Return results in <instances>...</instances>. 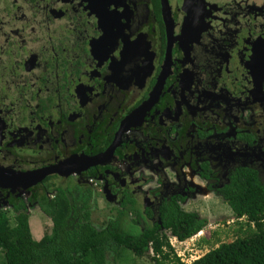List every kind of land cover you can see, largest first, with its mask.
<instances>
[{"label":"flooded vegetation","instance_id":"obj_1","mask_svg":"<svg viewBox=\"0 0 264 264\" xmlns=\"http://www.w3.org/2000/svg\"><path fill=\"white\" fill-rule=\"evenodd\" d=\"M245 166L264 174V0H0V209L90 189L153 218L203 195L184 168L221 196ZM48 168L73 171L11 187Z\"/></svg>","mask_w":264,"mask_h":264},{"label":"trees","instance_id":"obj_2","mask_svg":"<svg viewBox=\"0 0 264 264\" xmlns=\"http://www.w3.org/2000/svg\"><path fill=\"white\" fill-rule=\"evenodd\" d=\"M219 190L218 197L227 203L234 218L245 220L247 232L231 241L216 242L189 263L179 261L167 235L184 241L208 221L181 208L180 197L158 204L156 219L148 207L137 206L134 199L126 197L118 214L98 227L90 220V189L71 196L70 201L59 189L57 196L44 201L41 218L47 216L51 226L44 227L47 230L39 239L32 236L29 213L21 200L12 202L10 211L0 209L2 264H106L107 251L120 257L125 250L131 253L130 258L151 252L149 257L156 264H264V174L259 176L257 169L241 167ZM129 211L133 218H128Z\"/></svg>","mask_w":264,"mask_h":264},{"label":"rangeland","instance_id":"obj_3","mask_svg":"<svg viewBox=\"0 0 264 264\" xmlns=\"http://www.w3.org/2000/svg\"><path fill=\"white\" fill-rule=\"evenodd\" d=\"M184 174L187 181L194 182L195 184H200L202 187L198 188L199 192L203 193L202 196L188 197L184 201L179 202L181 208L184 210L194 211L198 213L199 216L205 217L208 223L203 227L202 232L199 234H194L190 238L185 239L182 242H177L172 238L168 233L173 248L176 251V254L181 256L185 254L184 260L188 262L196 257H199L205 253L208 249L215 246L216 242H226L231 241L236 236L244 235L246 230L245 220H236L233 216V213L230 207L227 205L222 198L218 196H213L206 190L204 181H202L198 176L189 170V167L184 168ZM205 188V191H204ZM202 189V190H201ZM213 196V197H211ZM187 197V196H186ZM94 201V202H93ZM104 201L103 197L92 196L90 208V220L96 226H103L108 220L112 219L118 214L119 202L115 200ZM137 206H142V202H135ZM45 203L34 201L33 203H28V213H29V227L34 239H39L47 228L51 226V221L47 216L44 215L41 218V210H43ZM9 206L5 205L10 211ZM149 209L152 207L149 206ZM25 209H27L25 207ZM12 212V211H11ZM134 214L132 211L128 212V218H133ZM154 218H157V215H154ZM45 220V221H44ZM140 220V219H138ZM146 220H151L147 218ZM140 224L143 225L142 220ZM126 222V220H125ZM241 226V228H240ZM47 227V228H44ZM134 230L137 231V228L134 227ZM127 250L124 251V255L114 256L111 252L107 251L106 253V264H156L153 260L150 259V254L147 253L143 257H127ZM130 256L131 253L129 252ZM190 254V255H189ZM0 264H2V253L0 251Z\"/></svg>","mask_w":264,"mask_h":264},{"label":"water","instance_id":"obj_4","mask_svg":"<svg viewBox=\"0 0 264 264\" xmlns=\"http://www.w3.org/2000/svg\"><path fill=\"white\" fill-rule=\"evenodd\" d=\"M137 111H140V109H137ZM129 122V121H128ZM106 154H110V149L108 151L105 152ZM101 159L100 156L98 157H93V160L90 163H94L97 162ZM49 171L52 172H57L60 175H64V174H68L70 173L71 170H67L66 172L62 171V170H58L57 168L52 169V168H48V169H38V170H26V171H22V172H18V174H13L12 172L10 173L11 177H13V185H11V187H20L24 188V187H28L30 184H34L37 181H39L42 177L45 176V174ZM3 176V180L5 181V174L2 175L0 174V180L1 177ZM9 187V185H8Z\"/></svg>","mask_w":264,"mask_h":264},{"label":"clouds","instance_id":"obj_5","mask_svg":"<svg viewBox=\"0 0 264 264\" xmlns=\"http://www.w3.org/2000/svg\"><path fill=\"white\" fill-rule=\"evenodd\" d=\"M71 164V163H70ZM67 170H71L70 171V173H68V175H71V172L73 171L72 169H70V168H67V169H65V170H63L64 172H66ZM64 175H66V174H64ZM64 175H60V176H64ZM68 175H66V176H68ZM11 210H12V208L11 207H9ZM27 209H26V211H27V213H28V207H26ZM43 209H44V207H43ZM200 232H202V230H200V231H198L197 232V234H199ZM178 242V241H177ZM179 242H182V241H179ZM172 246H173V244H172ZM176 252V251H175ZM190 255V254H189ZM176 256L179 258V261H181V262H183V263H189L191 260H189L188 262H185L186 260H184V256H185V254H183L182 256L180 255V254H176ZM197 258V257H196ZM195 259V258H194ZM193 260V259H192Z\"/></svg>","mask_w":264,"mask_h":264},{"label":"bare ground","instance_id":"obj_6","mask_svg":"<svg viewBox=\"0 0 264 264\" xmlns=\"http://www.w3.org/2000/svg\"><path fill=\"white\" fill-rule=\"evenodd\" d=\"M73 161V160H72ZM91 162V161H90ZM72 164V163H71ZM78 164V163H77ZM74 166V165H73ZM75 168V167H74ZM76 169V168H75ZM129 224V223H128Z\"/></svg>","mask_w":264,"mask_h":264}]
</instances>
